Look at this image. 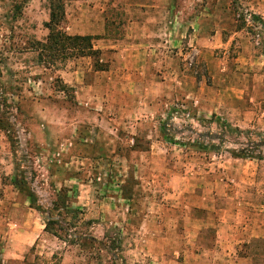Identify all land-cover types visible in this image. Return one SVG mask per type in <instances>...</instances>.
I'll use <instances>...</instances> for the list:
<instances>
[{"label": "rangeland", "instance_id": "rangeland-1", "mask_svg": "<svg viewBox=\"0 0 264 264\" xmlns=\"http://www.w3.org/2000/svg\"><path fill=\"white\" fill-rule=\"evenodd\" d=\"M62 2L65 32L88 31L104 17L116 38L136 36L142 50H156L143 93L148 107L129 111L120 133L128 141L136 135L148 153L130 159L125 146L120 158L129 161L114 158L116 142L96 106L58 93L60 75L87 70L89 61L47 51L40 59L51 2L0 0V178L11 186L0 188L3 264H264V0ZM66 140L73 147L61 166L52 163ZM22 174L37 190L33 206L42 213L32 209L34 219L23 216L32 187L10 185ZM134 175L147 186L146 200L128 215L125 202L106 199L121 189L104 185L124 180L130 191ZM31 224L46 234L18 250L32 238Z\"/></svg>", "mask_w": 264, "mask_h": 264}, {"label": "crops", "instance_id": "crops-1", "mask_svg": "<svg viewBox=\"0 0 264 264\" xmlns=\"http://www.w3.org/2000/svg\"><path fill=\"white\" fill-rule=\"evenodd\" d=\"M33 2H38V0H33ZM176 8V4L173 2L172 9ZM50 12V11H49ZM103 17V16H102ZM50 20V14L48 18L45 20V24L49 22ZM73 20V19H72ZM70 20V24L67 27L68 30L71 29V27H76L77 19L74 21ZM81 21V19L79 20ZM81 23V22H80ZM79 24V23H78ZM89 30L88 31H81V33H67L70 36H81V37H92V47L94 51H97V56L99 59V64L103 67L102 70H98L95 67V61L94 57L92 56H80V57H74L75 59L80 60H86L89 61V67L87 70H80V68L74 67L73 69L67 70V72H63L62 75H60L62 82H63V88H61L58 93L64 96V98L69 99L67 95V91L70 90L73 93L74 100L77 101L78 106L82 105L85 107L89 106H96L95 115H97L100 126L107 125L108 132L113 134L111 137L113 141L116 142L114 149L112 150V156L114 158H120L121 154L120 152L123 150L122 148H125L127 151L128 158L132 159L134 156L136 159L141 157L143 154H147L148 152H145L142 148L139 147V140L136 135L130 136V139L128 141V138H120V133L125 132L124 130L127 129L126 124L128 121L126 119L129 116L130 112H136V109L141 111V109L144 107H148L145 97L143 96V93L148 92V87L145 85L147 83V75L148 71L152 69L153 65H148L149 60H152L153 55H155L157 52L156 50H142L145 48V41L139 40L138 37H134V39L128 40V39H118L115 37V31L109 26L108 22L103 18L97 19L95 23L88 25ZM140 32L147 33L149 30V27L146 28H139ZM46 34L49 30L46 28ZM69 32V31H68ZM149 33V32H148ZM47 35V37H48ZM39 42L46 43L47 40L43 39H37ZM205 40V39H204ZM206 41V40H205ZM176 43V41L174 40ZM94 43V44H93ZM149 42V46H150ZM71 59V58H70ZM75 64V63H73ZM155 65V63H153ZM75 66V65H74ZM36 68V67H35ZM40 68V66H38ZM42 69L46 70V68L42 67ZM148 70V71H147ZM62 71V70H60ZM88 74L92 76L94 79L93 82H87L86 79L88 77ZM179 73H177L178 75ZM180 81H178L179 83ZM145 87L143 88V86ZM180 84V83H179ZM46 98V97H45ZM47 99V98H46ZM35 105V104H34ZM38 104H36V107ZM46 107V106H44ZM123 111V112H122ZM94 112V111H93ZM117 112L122 113L123 116H117L115 115ZM45 113V112H44ZM107 113L110 115L108 116ZM112 115V116H111ZM34 116H31V118ZM126 118L123 120V118ZM39 117H34V119ZM33 119V118H32ZM138 119V116H137ZM123 125V126H121ZM120 126V127H119ZM102 135L106 136L105 133L100 131L98 133V138L100 139V136ZM30 133L27 135H24V140H29ZM44 138V135H43ZM44 141V144L42 147H40L43 151L48 152V147L50 144L46 143ZM126 144V145H124ZM74 145L73 141L66 140L65 142L61 143L59 146H57L56 150L53 152L54 158L52 160V163L62 165L63 157L67 154L65 152L66 150H70ZM47 147L46 149H44ZM122 147V148H121ZM25 157L29 159L30 164L33 165L36 164V160H31L30 154L25 153ZM128 158H120L124 159L126 163L129 161ZM100 161L102 159H99ZM38 166L39 162H38ZM24 172L28 173V166H23ZM22 170V169H21ZM143 170V166L140 164H135L133 167V171L136 173H140ZM109 178L112 179V167L107 171ZM26 173V174H27ZM28 177L25 174H22V177L13 176L10 177V180L12 181V187H18L17 181L22 179L25 181L28 179ZM26 178V179H25ZM75 180V178H73ZM136 183L133 184L130 191L129 189L125 190L127 181L122 180L120 183L113 184L109 181L108 185H104V188H118L121 189V194H116L115 197L109 196L106 199L108 200H114L116 202L122 201L125 202L128 206L135 204V203H141L146 200L145 195H143L144 190L147 189V186H145L144 182L141 178L135 177ZM0 188H7L11 186H7L3 184V177L0 178ZM101 180V179H99ZM26 182L27 186L32 187L33 185V176L29 181V184ZM78 181V180H77ZM88 187V186H87ZM91 187V186H90ZM2 190V189H1ZM5 190V189H4ZM3 190V191H4ZM61 190V189H60ZM31 191L37 196V190L34 189V187L31 188ZM29 203L31 209L28 208L29 212H24L23 216L32 217L35 218V215L31 213L32 204L30 199H26L25 204L27 205ZM17 204H14L16 206ZM16 208V207H14ZM4 204L2 198H0V215L3 212ZM15 210V209H14ZM37 212L42 213L40 210L34 209ZM129 209L127 210V213L129 215ZM20 216V215H19ZM30 218V219H32ZM0 220H4V217L1 215ZM20 223H16V227H19ZM15 225V224H14ZM24 228V225L22 226ZM21 228V227H20ZM36 224H31L30 226V235H32L30 241L26 242V244H16L14 247L18 248V250L26 251L29 248H32L36 245V243L39 241V238L46 234L42 229H38L36 231ZM144 227L142 226V229ZM20 231V230H19ZM128 231V229H127ZM20 233V232H17ZM45 233V234H44ZM125 234H128L127 232ZM18 251V252H21ZM136 251V250H135ZM4 252V246H1L0 243V257L3 260ZM4 262V260H3Z\"/></svg>", "mask_w": 264, "mask_h": 264}, {"label": "trees", "instance_id": "trees-1", "mask_svg": "<svg viewBox=\"0 0 264 264\" xmlns=\"http://www.w3.org/2000/svg\"><path fill=\"white\" fill-rule=\"evenodd\" d=\"M50 3V20L45 24L46 28L49 30V35L47 37L46 43H39L41 46L39 49L41 52V57L43 56V52L47 51L48 54L53 55L54 57L58 56H68V58L74 57H82V56H92L95 58V67L98 70H102L103 67L99 64V59L97 56V51L93 50L92 37H81V36H70L68 35L64 29L62 28L63 21L65 20V5L62 0H49ZM69 54V55H68ZM63 59V57H62ZM22 179L18 180L17 186L22 188L28 187L26 182ZM24 182V183H23ZM32 196L29 195V199L32 204V208L41 210L40 207L35 208L33 206L32 197H36V195L31 191ZM49 224L48 223L45 231L49 232ZM55 237H58L55 235ZM76 240V239H75ZM78 241V240H77ZM80 242L89 243L88 240H81ZM0 264H3V260L0 257Z\"/></svg>", "mask_w": 264, "mask_h": 264}]
</instances>
